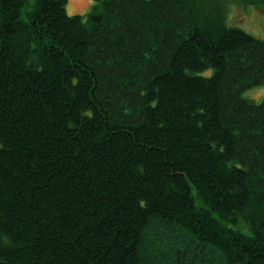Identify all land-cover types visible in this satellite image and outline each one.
Segmentation results:
<instances>
[{
  "label": "trees",
  "instance_id": "1",
  "mask_svg": "<svg viewBox=\"0 0 264 264\" xmlns=\"http://www.w3.org/2000/svg\"><path fill=\"white\" fill-rule=\"evenodd\" d=\"M91 1L0 0V264H264V40Z\"/></svg>",
  "mask_w": 264,
  "mask_h": 264
},
{
  "label": "rangeland",
  "instance_id": "2",
  "mask_svg": "<svg viewBox=\"0 0 264 264\" xmlns=\"http://www.w3.org/2000/svg\"><path fill=\"white\" fill-rule=\"evenodd\" d=\"M241 1L227 0L225 19L227 27L238 29L253 38L264 40V6L255 8L246 6ZM32 4L33 0H28V5L22 10V19L24 18V13L29 10ZM93 5L95 4L91 0H67L66 14L70 17L81 16L86 19ZM263 96L264 88L254 89L243 95L245 99L257 103L260 102ZM238 229L240 233L250 235V232L242 222H240Z\"/></svg>",
  "mask_w": 264,
  "mask_h": 264
}]
</instances>
